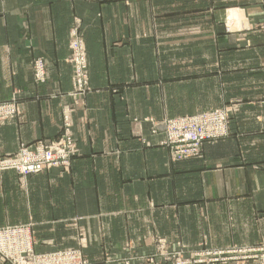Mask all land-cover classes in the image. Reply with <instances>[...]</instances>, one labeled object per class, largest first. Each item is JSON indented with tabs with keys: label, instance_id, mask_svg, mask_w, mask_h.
<instances>
[{
	"label": "crops",
	"instance_id": "crops-1",
	"mask_svg": "<svg viewBox=\"0 0 264 264\" xmlns=\"http://www.w3.org/2000/svg\"><path fill=\"white\" fill-rule=\"evenodd\" d=\"M149 9L163 24L192 26L182 37L161 38L160 63L148 44ZM77 13L87 25L94 89L91 109L74 118L79 153L67 176L57 171L18 182L14 172L0 174V228L31 224L35 252L80 248L91 264L148 256L157 238L169 248H192L203 240L204 215L212 246L259 242L264 0H0V102L17 91L26 98L21 120L0 123V157L58 137L62 94L71 90L68 34ZM237 23L243 29H232ZM169 41L170 52L164 50ZM40 57L51 77L37 87L32 63ZM224 106L234 110L232 136L181 163L168 159L142 120Z\"/></svg>",
	"mask_w": 264,
	"mask_h": 264
},
{
	"label": "rangeland",
	"instance_id": "rangeland-1",
	"mask_svg": "<svg viewBox=\"0 0 264 264\" xmlns=\"http://www.w3.org/2000/svg\"><path fill=\"white\" fill-rule=\"evenodd\" d=\"M94 2L95 0H80ZM126 1V0H123ZM207 17V12H196ZM68 34L69 55L67 63L71 67V90L63 92L61 101L60 133L54 140L37 141L31 145H21L18 152L12 155L0 157V174L14 172L18 182H30L32 178L59 172L65 176L70 175L73 168V160L79 153L78 140L74 131V118L77 113H85L91 109V95L94 89L90 81V66L88 49L86 44V29L83 18L75 14ZM162 22V21H161ZM160 17L153 9H149L148 37L152 50L158 54L153 55L160 63L161 38L171 35H186L185 30L192 26H173L172 23H161ZM187 26V25H186ZM243 29L237 23L232 29ZM258 29L264 30V24ZM229 30V29H227ZM193 34V31L191 32ZM151 39V40H150ZM166 40V39H164ZM153 41V42H151ZM166 44V43H165ZM164 50H171V43ZM160 56V57H159ZM34 82L37 87L45 85L51 73L44 58H37L32 63ZM264 69V68H263ZM114 95L123 98L120 91L112 90ZM125 93V92H124ZM55 94H47L44 97L52 98ZM116 97V96H115ZM21 91L15 92L9 101L0 102V123L21 120L23 110L21 108ZM117 97L115 99L119 100ZM26 99V98H24ZM116 101V100H115ZM119 103V102H118ZM133 111V108H131ZM234 110L228 106L222 108L206 109L197 114L164 118L148 121L149 132L159 138L160 146L167 149L168 159L173 163H181L200 158L207 144L229 139L233 133ZM44 114V111H42ZM133 117V122L141 123ZM149 148L152 143L141 137L140 142ZM52 158V160H50ZM264 168V167H262ZM25 184V183H24ZM245 219V227L249 222ZM250 221V220H249ZM263 219L260 217V223ZM233 220L228 219V225ZM19 227L0 228V262L3 264H91L92 262L80 248L56 249L50 252L37 253L34 251L36 242L33 234V225L21 224ZM201 229L204 235L202 242L192 248H183L180 244L169 248L167 239L155 240V252L148 256H141L131 260H141L142 264H264V237L261 229V238L255 244L245 246L221 247L207 243V215L201 220ZM132 247V246H131ZM62 254V256H59ZM56 257V258H55Z\"/></svg>",
	"mask_w": 264,
	"mask_h": 264
},
{
	"label": "built area",
	"instance_id": "built-area-1",
	"mask_svg": "<svg viewBox=\"0 0 264 264\" xmlns=\"http://www.w3.org/2000/svg\"><path fill=\"white\" fill-rule=\"evenodd\" d=\"M50 160H52V158H50ZM59 256H62V254H60ZM56 258V257H55Z\"/></svg>",
	"mask_w": 264,
	"mask_h": 264
}]
</instances>
